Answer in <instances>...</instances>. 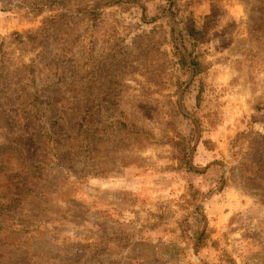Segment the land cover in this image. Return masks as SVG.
Listing matches in <instances>:
<instances>
[{
  "label": "rangeland",
  "instance_id": "1",
  "mask_svg": "<svg viewBox=\"0 0 264 264\" xmlns=\"http://www.w3.org/2000/svg\"><path fill=\"white\" fill-rule=\"evenodd\" d=\"M0 264H264V0H0Z\"/></svg>",
  "mask_w": 264,
  "mask_h": 264
},
{
  "label": "trees",
  "instance_id": "2",
  "mask_svg": "<svg viewBox=\"0 0 264 264\" xmlns=\"http://www.w3.org/2000/svg\"><path fill=\"white\" fill-rule=\"evenodd\" d=\"M193 66L195 67V65L193 64ZM195 74H196V72H195Z\"/></svg>",
  "mask_w": 264,
  "mask_h": 264
}]
</instances>
